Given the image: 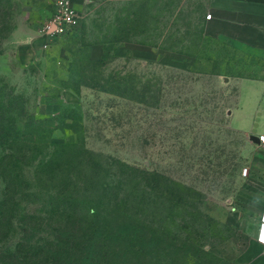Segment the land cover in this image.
Here are the masks:
<instances>
[{
	"label": "rangeland",
	"instance_id": "rangeland-1",
	"mask_svg": "<svg viewBox=\"0 0 264 264\" xmlns=\"http://www.w3.org/2000/svg\"><path fill=\"white\" fill-rule=\"evenodd\" d=\"M55 2L0 0V88L40 120L0 147V172L17 182L0 252L27 232L32 250L75 231L71 206L107 230L128 217L140 238L112 246L116 264H216L232 254L250 223L227 225L241 208L248 156L230 114L238 80L256 77L264 56L206 37L200 0H76L79 24L51 35ZM35 42L23 65L25 44ZM104 43L105 65L83 82L89 51Z\"/></svg>",
	"mask_w": 264,
	"mask_h": 264
},
{
	"label": "crops",
	"instance_id": "crops-1",
	"mask_svg": "<svg viewBox=\"0 0 264 264\" xmlns=\"http://www.w3.org/2000/svg\"><path fill=\"white\" fill-rule=\"evenodd\" d=\"M76 0H71L75 2ZM203 34L209 38H218L232 42L264 56V0H200ZM209 16L206 19V16ZM38 45H43L38 40ZM32 46L25 44L20 57L23 65L30 64L35 56ZM123 48H132L131 44ZM135 57L141 48L132 49ZM104 54L101 45H95L89 52L91 60H99ZM163 56L167 57L165 54ZM238 105L230 114L236 131L248 139V156L244 168L248 169L245 177L241 176V208L229 217L227 225L239 229L249 222L247 232H242L240 246H232L227 257L219 258L216 264H264V143L259 136L264 135V68L253 78H242L236 85ZM241 94V97H240ZM251 136L258 137V144L250 141ZM242 229V228H241ZM229 255V256H228Z\"/></svg>",
	"mask_w": 264,
	"mask_h": 264
},
{
	"label": "trees",
	"instance_id": "trees-1",
	"mask_svg": "<svg viewBox=\"0 0 264 264\" xmlns=\"http://www.w3.org/2000/svg\"><path fill=\"white\" fill-rule=\"evenodd\" d=\"M1 14L0 10V19ZM101 46L104 50L101 59L91 60L89 55L86 58V64L91 68H85L82 76H79V79H82L83 82L84 80H96V71L106 63L111 50L107 48L105 43ZM117 47L112 51H115ZM89 70L90 74L85 76ZM87 81L81 86L107 92L102 88L100 89L97 84L88 83ZM118 96L126 97L125 94H118ZM17 103L14 102V99L6 100L3 90L0 88V147L5 144L15 146L20 142L19 138H23L24 130L27 131L28 129L40 127V120L34 118L28 112L26 101L20 100L18 107L20 110L17 108ZM15 116L17 119L14 118ZM48 121V118L44 119V122ZM9 158H12V156ZM6 159L7 156L5 154L0 157L1 168H3V163ZM4 171L0 172V181L4 185L3 196L0 199V225L7 220V217L14 209V202L8 197V194L15 189L14 185L17 184L16 181L8 183ZM6 171L11 172V170ZM62 202V209L65 212L69 209L76 211L70 215V218H75L73 221H78L79 228L75 231L50 234V239L46 243L37 245L32 250L29 242L33 236H30L28 232L24 233L23 238L20 240L21 242L16 243L14 249L0 252V264H116L115 262L120 256L112 246L124 240L132 241L133 239L140 238L139 233L134 232L135 228H133L127 216H122L118 222L109 221V226L112 223L115 228L108 227L109 230H107L105 225L99 226L97 222H87L81 208L77 209L70 206L68 209L65 200ZM64 210L62 211L64 212ZM58 213L60 214L61 212Z\"/></svg>",
	"mask_w": 264,
	"mask_h": 264
},
{
	"label": "built area",
	"instance_id": "built-area-1",
	"mask_svg": "<svg viewBox=\"0 0 264 264\" xmlns=\"http://www.w3.org/2000/svg\"><path fill=\"white\" fill-rule=\"evenodd\" d=\"M55 6L56 14L47 28L49 34L61 35L67 28H73L79 24V16L73 8L71 0H56ZM208 18L207 15L206 19ZM259 142L264 143V135L259 136ZM247 173L248 169L244 168L241 171V176L245 177Z\"/></svg>",
	"mask_w": 264,
	"mask_h": 264
},
{
	"label": "water",
	"instance_id": "water-1",
	"mask_svg": "<svg viewBox=\"0 0 264 264\" xmlns=\"http://www.w3.org/2000/svg\"><path fill=\"white\" fill-rule=\"evenodd\" d=\"M249 139H250V141H251L252 143H254V144H258V137H256V136H251Z\"/></svg>",
	"mask_w": 264,
	"mask_h": 264
}]
</instances>
